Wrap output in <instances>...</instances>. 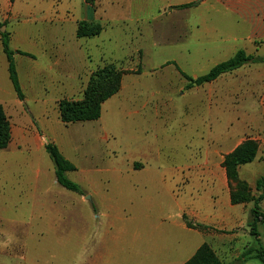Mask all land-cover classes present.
Here are the masks:
<instances>
[{"label":"rangeland","instance_id":"obj_1","mask_svg":"<svg viewBox=\"0 0 264 264\" xmlns=\"http://www.w3.org/2000/svg\"><path fill=\"white\" fill-rule=\"evenodd\" d=\"M146 1L145 6L141 2L121 6L129 21L119 23L105 13L108 4L97 0L95 12L102 15L97 22L116 53L105 51L97 57L89 51V79L81 85H38V81L24 86L28 102L16 98L0 43V100L12 126L13 145L18 149L15 156L34 157L55 178L50 156L45 151L29 155L24 138L47 142L42 125L58 127L51 142L76 166L68 178L83 191L81 195L58 184L57 199L42 198V204L72 206V213L33 215L26 211L27 204L17 202L23 178L16 180L5 170V161L14 154L1 152L0 207L5 203L7 211H0V264H19L24 255L35 257L39 264H95L96 250L109 232L119 237L120 264H129V256H137L139 264H164L173 259L169 255L180 238L170 227L150 228L149 221L184 225L186 238L197 231L199 244L191 249V257L204 242L228 264L245 251L257 249L248 226L234 232L208 230L192 212L200 198L217 203L224 192L238 191V185L247 187L246 194L259 196L256 183L264 176V63L246 65L192 88H187L176 66L167 63L174 62L197 78L239 50L264 58V1L258 12L249 0H185L194 2L188 8L165 5L163 0ZM31 4L37 8L34 2L23 0L20 16L0 22L2 30L10 36L21 29L55 26L73 32L68 22L34 20L29 15ZM110 64L121 73V86L103 104L100 120L62 124L58 102L82 100L92 74ZM39 99L46 108L42 112L34 109ZM248 140L258 143L257 158L238 167L232 180L224 158ZM31 167L26 164L19 172L28 176ZM5 193L12 198L3 197ZM238 205H246L248 218L253 203ZM260 206L264 213V201ZM135 218L138 237L130 244L129 227ZM111 222L114 227L109 229ZM53 223L63 226L51 229ZM258 228L264 246V223ZM36 231L41 233L38 239L26 240L24 246V234ZM46 231L52 233L48 238ZM244 264L263 263L248 259Z\"/></svg>","mask_w":264,"mask_h":264},{"label":"crops","instance_id":"obj_2","mask_svg":"<svg viewBox=\"0 0 264 264\" xmlns=\"http://www.w3.org/2000/svg\"><path fill=\"white\" fill-rule=\"evenodd\" d=\"M55 2L46 1V0H30V2H34L37 8L33 9V5L29 9V15L33 17L34 20L41 22H49V23H70L73 27V32L63 29L62 27L55 26L54 28L49 29H41V30H29V29H21L17 32H12L10 46L15 54V61L17 64V70L19 75V80L25 95V101L28 102V98L26 96V91L24 86L26 85H35L38 81V85L41 83L48 82L49 84L57 83L61 86H77L83 83H86L89 79L88 70L90 68V62L88 60L89 51L92 55L97 57H103L104 52L108 53H116L113 49H110V46L113 43L106 42V39H109V36L105 35V31L99 36L91 37V38H77V28L78 23L81 21H100L102 15L98 12H95L90 6H87L84 0H54ZM102 4L107 3L108 8L106 7L105 13L107 16L113 18L115 22H124L129 21V19L122 14L123 10L120 8L126 6L134 5L133 2H141V6H145L146 0H99ZM113 1L117 2L118 7L112 3ZM251 8L255 7L257 12L260 9V6L264 0H249ZM194 3V2H192ZM163 4L165 5H187L191 4V2L186 3L185 0H163ZM181 4V5H180ZM23 0H15L14 3H10L8 0H0V22H5L7 19L11 22L12 20L17 19L23 11ZM125 5V6H124ZM69 33L68 36L66 34ZM113 37V36H112ZM116 39V37H113ZM0 43L2 44L1 38ZM76 44V49L72 46ZM117 44V43H116ZM103 47V51L101 48ZM3 49V47H2ZM92 50L94 51L92 53ZM24 52L32 55L33 57H28L19 54V52ZM4 53V52H3ZM233 57V56H232ZM230 59V58H229ZM7 60V58H6ZM45 63H41V61ZM226 61V60H225ZM224 62V61H223ZM177 65V64H176ZM178 66V65H177ZM216 66V65H215ZM179 67V66H178ZM180 68V67H179ZM181 69V68H180ZM6 74L8 73V62L6 63ZM49 79V81H48ZM16 94V93H15ZM16 98L18 99L17 95ZM19 100V99H18ZM23 100V101H24ZM20 101V100H19ZM22 102V101H20ZM39 99L36 102V107L34 109L38 112H42L45 110V104L42 105V102ZM59 103V102H58ZM0 105L4 104L0 100ZM59 112V110H58ZM60 115V114H59ZM62 123V122H61ZM63 124V123H62ZM55 128L49 123H45L42 125V132L47 135L48 141L39 143L34 139H30L27 137L26 145L28 148V154L31 156H35L36 154L45 151L46 152V144L50 143L51 140L54 142V138L52 136H56ZM50 140V141H49ZM51 142V143H53ZM18 149H16L13 145V139L8 149L0 151L1 152H11L12 155L17 154ZM63 151V150H62ZM47 153V152H46ZM63 154V153H62ZM69 160V158L66 156ZM26 164L32 166L30 168L31 173L28 176L21 174L19 172L21 167ZM5 170H9L10 173H13L16 180L21 179L19 182L24 183L21 186V189L16 193L19 200L17 201L19 205L27 204L26 211L35 215V214H51V213H64L69 214L72 213V206H57V205H44L42 204V198L44 199H57L56 186L59 184L57 182L56 174L55 178L50 174L49 171L42 170L41 165L38 163V160L34 159H21L19 157H11V159L5 161ZM24 175V177H23ZM10 177L9 175H7ZM161 181L164 177L160 178ZM24 193V194H23ZM24 195V199L20 198ZM3 197H10L11 195ZM89 196L86 197L88 199ZM91 197V196H90ZM89 200V199H88ZM5 204V203H4ZM3 204L0 211H7L5 205ZM246 205H233L231 202L230 192H224L222 197L217 201V203L210 202L207 198L203 200L200 198L197 202L193 204V216H198L200 218L201 223L205 227H209V229H217L220 231L234 232V230L244 227L247 229L248 222L250 219V214L248 215L245 212ZM2 211V212H3ZM251 212V210H250ZM132 220L130 222V231H129V243L132 244L134 240L138 237L136 230H134V222ZM247 222V225H246ZM148 223V224H147ZM150 228H158V227H170L176 234V236L180 239H177V244L171 250L170 258L172 256L173 259H169L164 264H184L191 257L190 252L191 249L195 248L199 244V235L197 231L191 235L190 238H186L184 235L185 227L181 224H163L162 222H147ZM59 224V226H58ZM109 229L114 227V223H108ZM63 224L61 223H53L51 224V229L59 228L61 229ZM71 226V225H70ZM106 226V225H105ZM34 227V226H33ZM108 229V232H109ZM107 230V228L105 229ZM191 231L192 229H187ZM192 232V231H191ZM194 232V231H193ZM40 231L36 232H26L24 234V246L26 244V240L33 242L38 239L40 235ZM51 232H45L44 237L48 238L51 236ZM237 234H234L236 236ZM102 239V247H100L99 251L95 254L93 262L95 264H120V257L118 253L119 247V237L116 236L114 232L104 233ZM33 240V241H32ZM208 240V238L204 239ZM181 244V245H179ZM203 244H208L204 242ZM202 244V245H203ZM201 245V246H202ZM200 246V247H201ZM198 247V249L200 248ZM197 249V250H198ZM197 252V251H196ZM195 252V253H196ZM193 253V254H195ZM241 257V256H240ZM238 257L236 260H238ZM175 259V260H174ZM137 256H129L128 263L139 264ZM236 260H234L233 264ZM40 262V260H38ZM35 257H30L24 255L22 260H20L19 264H39ZM155 264V263H153ZM228 264V263H226Z\"/></svg>","mask_w":264,"mask_h":264},{"label":"trees","instance_id":"obj_3","mask_svg":"<svg viewBox=\"0 0 264 264\" xmlns=\"http://www.w3.org/2000/svg\"><path fill=\"white\" fill-rule=\"evenodd\" d=\"M85 2L93 9H96L97 0H85ZM194 3L179 6L180 8H188ZM4 24L0 23V38L2 41L3 52L8 62V73L10 81L13 85L15 93L20 101L25 99V95L19 80L17 64L15 61L16 52L10 46L11 36L9 32L2 30ZM102 26L94 21H81L77 28V38H91L99 36L102 33ZM19 54L33 57L30 54L19 52ZM264 63V58L252 54H247L244 50H239L230 59L214 66L208 73L193 78L184 73L174 62H168L167 65H175L180 74L188 82L187 88L200 87L205 84L212 83L221 76L234 72L246 65ZM121 73L118 72L112 64L94 72L90 78L89 84L84 92L82 100L61 99L58 103V110L61 122L64 125L75 123L98 121L102 117L103 104L110 98L115 96L121 86ZM12 142V126L3 105H0V151L9 148ZM46 152L50 156L55 165V174L57 182L65 189L83 194L81 187L68 178V173L76 171V166L68 160L61 152L59 147L54 143L46 144ZM259 145L254 140H248L237 147L232 153L224 158V166L228 171L230 178H236V169L240 166L253 163L258 155ZM241 188L238 185V191L232 190L231 202L233 205L253 203L250 212L248 227L251 235L255 238L257 249H249L245 251L241 257L233 264H244L248 259H256L264 264V246L260 240L258 226L264 223V213L261 210V203L264 201V176L256 183V192L258 197L246 194L247 187ZM250 192V191H249ZM184 264H226L212 250L208 244H203L197 252Z\"/></svg>","mask_w":264,"mask_h":264},{"label":"water","instance_id":"obj_4","mask_svg":"<svg viewBox=\"0 0 264 264\" xmlns=\"http://www.w3.org/2000/svg\"><path fill=\"white\" fill-rule=\"evenodd\" d=\"M91 197L89 196L88 199H90Z\"/></svg>","mask_w":264,"mask_h":264}]
</instances>
